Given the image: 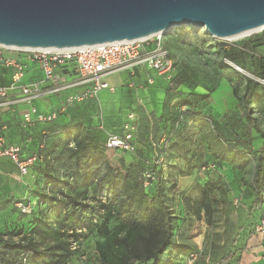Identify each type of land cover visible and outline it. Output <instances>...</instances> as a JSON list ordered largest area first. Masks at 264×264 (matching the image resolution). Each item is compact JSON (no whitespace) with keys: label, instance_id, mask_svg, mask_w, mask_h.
<instances>
[{"label":"trees","instance_id":"16d2710c","mask_svg":"<svg viewBox=\"0 0 264 264\" xmlns=\"http://www.w3.org/2000/svg\"><path fill=\"white\" fill-rule=\"evenodd\" d=\"M194 36H198V33L195 32ZM226 46V43H222V48L218 47L224 59L242 68L244 61L249 60L252 65L251 73L264 78V32L253 34L227 48ZM170 55L172 56L171 53ZM176 64L174 63V68ZM174 72L167 80L169 84L166 91L168 101L177 99L175 107L180 110L178 117H170L176 122V129L179 125L185 126L182 125L185 116L199 129L209 121L212 129L207 144L215 159L231 166L244 167L247 157L252 158V185L256 200L264 193V133L253 116L252 106L259 82L245 77L242 112L238 117L227 115L213 120L203 112L209 94L179 91L183 81ZM262 89L264 90V85L261 86L260 90ZM92 100L76 104L55 120L45 122L50 126L43 134L39 133L36 139L34 153L39 155V159L30 167L35 166L41 176V187L35 193V199L42 207L33 211V205L30 214L21 213L31 215L33 232L44 236L39 228L46 226L52 218L57 220V230L71 231L69 237L75 236L74 232L77 230L95 229L103 238V243L97 246L102 264H128L130 259L150 260L153 264H186L187 257L193 252L199 253L194 263L202 258L204 264H221L219 260L212 259L209 250L199 249L179 240L183 236L182 219L198 215L202 210H211L213 200L205 185L196 180L188 190L185 189L181 193V201L185 205L186 216H174L166 199L162 171L164 159L156 163L158 157L164 158L163 153L159 152L152 160L140 159L136 145L135 152H127L136 157L111 156L107 151L118 149H107L99 143L94 131L101 123L97 112L93 127L82 123L80 119L65 117L68 113L74 114L79 107ZM61 118L62 122L56 121ZM253 130L263 139L254 150L251 149ZM153 134L155 135L154 132ZM30 138L33 139L32 136ZM205 166H201V170ZM146 173H151L153 178L148 179V183L144 185ZM97 220L98 223L92 228L90 222ZM57 232L54 235L58 238ZM33 246V243L20 245L18 241L0 237L2 264L6 258L11 260L10 264H56L50 247L40 253ZM53 248L59 247L55 245ZM120 251L122 254L117 255ZM107 253L110 255L107 256ZM21 256L26 260L24 263ZM206 257H209L208 261L205 260Z\"/></svg>","mask_w":264,"mask_h":264},{"label":"rangeland","instance_id":"374dc122","mask_svg":"<svg viewBox=\"0 0 264 264\" xmlns=\"http://www.w3.org/2000/svg\"><path fill=\"white\" fill-rule=\"evenodd\" d=\"M195 32L198 33L196 37L194 36ZM260 32H264V28L253 32L249 36ZM249 36L242 39L216 38L206 33L204 28L196 29L190 26H181L164 33L163 40L169 52L174 56V62L177 63L173 72L175 71V76L183 81L179 91L209 94L207 103L203 107V112L213 120L227 115L238 117L242 112V95L246 87L245 77L258 81L259 86L252 102L253 116L258 127L264 133V90H260L261 86L264 85V78L254 76L251 73L252 65L249 60L244 61V68L239 67L224 59L222 51L218 48H222V43H226L227 48L231 44L247 39ZM119 76L120 74L107 76L108 84L114 87V79ZM161 79L167 81L163 76H161ZM146 88L150 89L152 93L149 94V92H146L147 90L140 91L139 97L145 108L150 110L151 106L156 103L160 105L161 98L165 97V91L161 87L151 88L146 86ZM121 89L124 92H119L117 95L102 89L106 94H104V98L98 102L96 107H94L95 100H92L79 107L74 114L68 113L65 117L73 118L74 120L80 119L82 123L90 124L93 127L94 117H96L95 113L97 112L100 115L102 124L100 125L99 123V126H96L97 130L94 129V131L97 134L96 137H98L99 143L104 145L109 134L114 133L113 131H120L129 112L138 113L134 92H128L127 86H123ZM50 96L53 97V95ZM44 98L37 99L38 108L40 106L45 107L46 99ZM176 101L177 99L168 101L170 105L166 109L168 111V127L162 135L163 141L161 145L157 148L158 152L163 153L164 157L162 171L165 179L167 201L170 205H175L176 199L181 200V193L185 191L187 184L186 179H189V187L193 185L194 181L200 180L201 185H205L213 202L209 212L201 211L198 212V215H192L194 217L192 220L193 224L198 225L195 230L200 231V236L203 237L199 246H203V249L207 248L210 245V239L212 241L213 238L214 242L211 243L212 259L223 262L227 257V251H230L229 248L231 247L222 244V240H228L233 243L239 238V235L247 236L249 234L250 240H248L246 246L248 248L252 246L258 248L260 253L263 254L262 247L258 245L257 236L254 233L250 234V222L252 218H259L264 214V202L261 203L260 207L252 210L251 215L248 214L246 217L245 214L247 210L245 207H248V203L244 197L250 191L254 192L252 185L254 160L247 157L249 161L247 160L244 167H237L215 159L212 149L207 144V140L210 138L209 133L212 129L209 121H207L208 124L206 123V126L204 125L203 128L199 129L185 116L184 121H182V125L185 126L180 127L179 125L180 129L177 130L179 127L176 129V122L171 120V118L180 115V110L175 107ZM88 111H90L89 114ZM60 122H62V119ZM97 122L98 119H96ZM44 131L46 132V129L40 130L39 133L43 134ZM252 134L254 135V140L252 142L253 148L251 149L254 150L263 139L254 130ZM107 153H111V156L114 157L135 156L133 153L120 150L107 151ZM203 165L206 166L201 170L200 167ZM175 195H179V197ZM240 196H243V198ZM33 199H35V195H33ZM235 199H238L237 203L234 202ZM32 201L34 202L33 211L42 207L39 205L38 200ZM27 218L31 224L26 229L18 228V232L15 229L6 230L5 233H0V237L5 236L9 241H18L20 245L33 243V248L40 253H44L50 247L52 259L57 261L56 264H102L97 246L103 243V238L97 234L95 229L91 231L88 228L77 230L74 232L75 236L69 237L68 234L71 231L62 232L57 230V220L52 218L46 226H40L41 228L39 229L45 234L42 236L33 232L34 226L31 215H28ZM98 221L90 222L91 227L93 228ZM113 223L114 221H112L111 225ZM239 224L241 226L238 228ZM56 231H58V238L56 234L54 235ZM181 239L182 237L180 236L179 240ZM22 240L23 242H21ZM181 242L183 241L181 240ZM183 243L190 244L187 242ZM55 245H58L60 249L53 248ZM241 250H244V247L237 248L236 258L240 257ZM116 254L121 255L122 253L120 251ZM108 255L110 253H107ZM10 262V259H3V264H10ZM128 264L153 263L150 260L130 259ZM194 264H204V261L201 258Z\"/></svg>","mask_w":264,"mask_h":264},{"label":"water","instance_id":"95a60500","mask_svg":"<svg viewBox=\"0 0 264 264\" xmlns=\"http://www.w3.org/2000/svg\"><path fill=\"white\" fill-rule=\"evenodd\" d=\"M204 28L216 38L264 26V0H0V45L75 48Z\"/></svg>","mask_w":264,"mask_h":264},{"label":"built area","instance_id":"2783aa9c","mask_svg":"<svg viewBox=\"0 0 264 264\" xmlns=\"http://www.w3.org/2000/svg\"><path fill=\"white\" fill-rule=\"evenodd\" d=\"M4 51H13L16 56H6ZM174 58L170 55L163 40V34L156 33L136 40L115 41L95 45H86L64 50L17 49L0 45V64L12 69L10 82L0 85V106L13 103H26L29 107L21 113V127L30 130L37 122H51L68 109L86 100L95 99L102 89L113 92L106 77L121 70H134L143 65L157 75L170 79L174 70ZM30 65L35 66L41 75L33 80L24 81ZM152 83L151 79L148 80ZM129 87L135 83L129 82ZM65 92L60 105L52 112L42 113L32 104L34 100ZM137 115L129 112L122 124V133L109 134L104 142L107 149L135 152L137 138ZM102 122V121H101ZM102 123H100L101 125ZM31 140V138H28ZM72 145V144H71ZM42 147V144L40 145ZM21 146L6 144L0 135V157L12 160L20 175L28 174L33 162L39 159L37 153L21 157ZM163 161L158 157L156 163ZM144 185L152 179L151 173L145 174ZM18 199L15 208L23 214H30L34 202L30 199ZM235 203L238 199L234 200ZM264 202V193L251 204V210ZM259 239L264 254V217L257 219L252 228ZM199 253H190L186 264H193ZM22 262L26 260L21 256ZM209 257L205 260L208 261ZM0 264H2L0 258Z\"/></svg>","mask_w":264,"mask_h":264},{"label":"crops","instance_id":"0c3cea01","mask_svg":"<svg viewBox=\"0 0 264 264\" xmlns=\"http://www.w3.org/2000/svg\"><path fill=\"white\" fill-rule=\"evenodd\" d=\"M4 54L6 56H16V53L13 51H4ZM29 68L30 69L27 70L23 79L24 81L36 79L41 75L40 71L35 66L30 65ZM11 72L12 69L10 67H5L0 64V85H7L10 82ZM115 74H120V76L114 79V91L111 92L108 89L103 90H108L111 94L117 95L119 92H124L121 87L127 86L128 92H134L136 104L138 106V113H136V123L138 126L137 156L140 159H155L159 153L157 148L163 141L162 135L168 127V111L166 109L170 107V105L167 100L168 94L166 89L169 83L164 79H161V76L157 75L154 70L143 65L134 67L133 72L129 70H121L108 76L110 77ZM149 79H151L152 83L148 82ZM132 81L136 85L133 87L134 89L128 86V83ZM146 86H150L151 88L161 87L162 89L164 88L165 91V97L161 98L160 105L159 103L155 104L153 101L155 105L151 106L150 110L145 108V106L141 103V98L139 97L140 91L147 90L146 92H149V94L152 93V91L146 88ZM65 94V92H61L54 94L53 97H45L44 99H46V101L44 104L46 105L45 107L40 106L42 108H38L36 104L37 99L34 100L32 104L37 107L38 111L42 113H49L54 111L60 105ZM104 94H106L105 91L100 90L98 92L97 97L93 99L95 100V106L98 105V102L102 98H104ZM28 107L29 105L26 103H13L10 105L0 106V135L4 137L6 144H17L21 146L20 155L22 158L28 157L34 153L37 146L36 139L39 135V131L50 126L48 123L37 122L32 127V129L24 130L21 127V113ZM165 110L167 111V114ZM89 112L90 111H88V114ZM61 119H57L56 121L60 122ZM113 132L114 133L111 134L122 133V126L120 131ZM30 136L33 137V139L31 138L32 140L28 139ZM40 180L41 176L39 175V172L36 170L35 166L29 167L28 174L20 175L16 164L12 160H10L8 157H0V233H5L6 230L14 229L18 231V228L26 229L27 226L30 225L28 223V215L19 213L14 206V202L18 199H31V201L34 200L33 195H35V193L38 192L41 187ZM188 181L189 179H186V190L190 188ZM175 196L179 197V195ZM240 197L243 198V196ZM244 199L248 203V207H245L248 210L245 211L247 217L248 214H252L251 204L255 199V191H250V193H248ZM175 202V205L169 204L171 209L174 211L173 215L180 218L185 217V205L180 199H176ZM260 217H264V214H262ZM193 218L194 217L189 216L187 219H182V223L184 222L182 241L190 243V245L201 249L203 246L199 245L202 243L201 240H203V237L200 236V231L195 230V227H198V225L193 224ZM259 218L251 219L250 234L253 233L252 228L254 222ZM240 226L241 224H239L238 228ZM249 236V234L247 236L239 235V238L233 243L228 240H222V244H226L227 247L231 248H229L230 251H227V257L221 264H264V254L260 253L258 248H254L253 246L248 248L246 246L248 240H250ZM1 237L5 238V236ZM212 242H214L213 238L212 241L210 239V245L205 248L210 252ZM258 245H260L259 239ZM239 247H244V250H241L242 253L240 257L236 258V250Z\"/></svg>","mask_w":264,"mask_h":264},{"label":"bare ground","instance_id":"6f19581e","mask_svg":"<svg viewBox=\"0 0 264 264\" xmlns=\"http://www.w3.org/2000/svg\"><path fill=\"white\" fill-rule=\"evenodd\" d=\"M263 27H257V28H253V29H249V30H246V31H243V32H240L236 35H233L231 37H228V39H242L244 37H247L249 36L250 34H252L253 32L255 31H258V30H261ZM13 48V47H11ZM40 50H44L43 48H39ZM64 49H67V48H62V49H58V48H47L46 50H64Z\"/></svg>","mask_w":264,"mask_h":264}]
</instances>
